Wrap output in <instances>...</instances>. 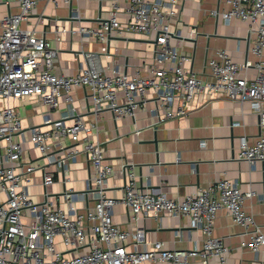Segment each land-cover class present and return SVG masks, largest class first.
Returning a JSON list of instances; mask_svg holds the SVG:
<instances>
[{
    "label": "built area",
    "instance_id": "obj_1",
    "mask_svg": "<svg viewBox=\"0 0 264 264\" xmlns=\"http://www.w3.org/2000/svg\"><path fill=\"white\" fill-rule=\"evenodd\" d=\"M12 1L17 3V11L12 13L9 9L0 19V141L4 143L0 146V192L5 194V201L0 202V264H137L145 261L187 264L195 256H200L203 264H209V257L224 263L231 248L213 232L217 212L222 208L248 234L244 246L257 251L264 245V225L257 223L244 207L245 199L255 193L242 192L237 181L222 177L198 192L174 199L163 193L140 190L134 165L128 163L122 167L123 195L117 198L106 194L113 168L105 161L103 143L86 140L81 149L62 144L64 137L79 142L80 133L88 134L94 125H87L81 115L73 112L72 90L77 87L88 89L94 109L106 107L116 116L134 115L151 90L155 113L163 111L152 124L186 114L190 101L197 104L207 95L223 93L231 100L250 101L258 114L260 128L264 129V0H229L231 8L222 13L226 20L235 16L247 21L256 34L251 51L258 58L253 65L257 72L252 80L241 75L247 65L234 61L230 53L221 49L207 59L208 69L194 72L185 67L188 56L169 42L172 36L169 20L177 14L176 6L183 0H111L108 16L98 25L79 23L76 28H68L70 33L94 38L103 44V52L107 51L105 43L112 31L153 34L154 62L145 74L140 69L132 74L104 73L90 52H85L88 63L75 75L57 74L53 68L58 48L39 35L35 27H24L22 23L35 12L40 1L58 5L59 0H0V3L10 8ZM119 12H123L126 19L121 20ZM71 16L79 18L78 13ZM66 31L65 27L57 28L55 38L59 39ZM119 91L124 95L123 101H119ZM26 96H36L51 108H56L59 98L64 96L67 112L46 129L34 127L30 141L34 149L62 167L79 155L88 159L92 173L85 192L91 193L95 204L85 213L71 216L61 208L52 209L48 202L38 203L32 199L28 183L24 184L34 170L43 169L31 163L23 166V148L14 139L23 131L13 102ZM176 97L179 102L173 111ZM69 116L73 121L67 124L64 118ZM56 148L62 150L59 156L53 154ZM237 159L264 162V132L253 144L245 136L240 137ZM43 178L44 185L54 180L44 171ZM64 194L70 200L74 193L68 189ZM119 201L127 206L135 220L162 212L189 216L193 226L204 234L202 247L169 249L162 241L148 242L141 227L129 230L117 225L113 221L112 207ZM58 235L67 249H80V252L65 255L56 247Z\"/></svg>",
    "mask_w": 264,
    "mask_h": 264
},
{
    "label": "crops",
    "instance_id": "obj_2",
    "mask_svg": "<svg viewBox=\"0 0 264 264\" xmlns=\"http://www.w3.org/2000/svg\"><path fill=\"white\" fill-rule=\"evenodd\" d=\"M111 0H59L40 1L24 27H35L37 33L46 37L58 48L54 72L65 76L77 73L80 67L88 63L85 52H90L104 73L124 72L132 74L140 69L146 73L154 62L153 34L112 31L106 39L107 51L103 44L94 38L70 33L68 28L83 25H98L108 16ZM231 8L229 0H183L176 6L177 14L170 18L169 28L172 33L170 44L184 55L187 69L200 72L208 69V58L215 56L221 49L230 53L234 61L245 63L247 67L241 75L248 80L254 79L257 70L253 67L258 58L251 51L256 36L247 21L235 16L224 19L222 13ZM17 11V3L12 1L10 8L0 3V19L9 12ZM78 13L79 18L71 14ZM122 20L123 12L118 13ZM65 27L59 39L56 29ZM195 30V32H193ZM264 60V56H262ZM206 68V69H205ZM73 112L81 115L87 125L94 123L88 134L80 133V141L72 142L64 137V147L76 146L81 149L86 140L99 141L104 146V158L113 172L108 177L106 194L121 198L124 175L122 167L133 164L136 182L140 190L170 198L180 199L185 195L198 192L219 178L226 177L239 183L242 192L253 191L255 195L245 199L244 207L255 221L264 225V162L250 163L237 159L240 137L245 136L253 144L264 129L260 128L259 117L250 101L231 100L226 94L207 95L195 103H187L186 114L166 118L156 124L155 101L153 91L148 90L144 104L136 109L134 115H114L103 107L94 109L88 89L77 87L72 90ZM119 101L124 95L119 91ZM174 99L172 110L178 106ZM22 125V134L15 135L23 148V166L38 165L29 175L28 191L38 203L48 202L52 209L61 208L74 216L85 213L94 206L95 200L87 192L92 173V165L84 155H79L64 167L49 161L47 155L41 154L32 146L31 131L34 127L46 129L51 123L62 118L67 112L68 104L64 96L58 100V106L51 108L36 96H26L13 102ZM73 117L64 118L72 123ZM138 129L139 131H137ZM55 139H53L52 142ZM0 141V146H3ZM62 153L56 148L53 154ZM43 171L50 173L53 182L43 183ZM72 189L70 200L65 198V190ZM5 201V194L0 192V202ZM113 221L125 228L141 227L145 230L146 240L162 241L166 248L200 249L203 244V232L193 226L186 215H169L165 212L158 216L146 215L136 220L127 206L119 201L112 207ZM214 235L231 248L224 263L216 257H209V264H264V245L257 251H251L243 245L248 240L245 229L232 220L226 209H220L214 222ZM56 247L67 256H73L80 249H67L62 237H56ZM137 264H175L172 261L152 263L145 261ZM187 264H203L200 256L191 257Z\"/></svg>",
    "mask_w": 264,
    "mask_h": 264
}]
</instances>
